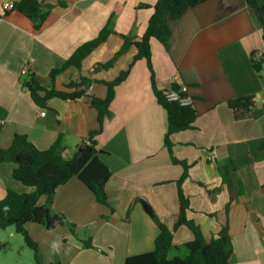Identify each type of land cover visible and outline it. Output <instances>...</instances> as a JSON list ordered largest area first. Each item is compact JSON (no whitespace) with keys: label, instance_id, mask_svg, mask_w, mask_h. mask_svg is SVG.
I'll list each match as a JSON object with an SVG mask.
<instances>
[{"label":"crops","instance_id":"0c3cea01","mask_svg":"<svg viewBox=\"0 0 264 264\" xmlns=\"http://www.w3.org/2000/svg\"><path fill=\"white\" fill-rule=\"evenodd\" d=\"M18 1L0 0V148L10 149L16 135L41 151L59 140L68 160L89 133L100 128L88 96L105 99L107 88L93 83L86 96L50 99L48 108L41 109L24 89L21 70L28 64L49 88L51 71L62 68L78 48L110 25L116 34L84 61L82 69L58 75L55 89L71 93L67 86L81 78L114 80L131 64L136 49L109 71L94 69L113 57L122 45L120 36L139 39L145 34L159 0H41L48 16L40 29L23 14L5 10ZM258 3L264 5V0ZM169 26L166 46L151 39L153 74L146 60L133 65L116 87L112 116L104 120L96 139L97 149L104 152L100 157L112 172L109 207L97 203L73 178L57 189L52 210L77 225V237L63 226L48 231L26 225L44 264H126L129 257L153 252L158 222L172 228L179 212L177 181L185 170L172 157L191 166L183 183L190 203L187 218L205 239L229 236L232 264H264V64L258 74L251 62L253 54L264 59L261 23L245 0H209ZM153 75L159 90L173 84L186 88L198 113L193 129L170 137L172 156L165 147L167 113L155 98ZM246 96L253 97L255 105L249 114L229 107L230 101ZM226 159L236 167L230 189L218 173V162ZM15 168L12 163L0 165V200L8 188L20 194L32 191L13 179ZM45 202L41 198L39 205ZM89 239L93 248L84 245ZM192 240L186 227L174 235L176 246Z\"/></svg>","mask_w":264,"mask_h":264},{"label":"trees","instance_id":"16d2710c","mask_svg":"<svg viewBox=\"0 0 264 264\" xmlns=\"http://www.w3.org/2000/svg\"><path fill=\"white\" fill-rule=\"evenodd\" d=\"M209 0H159L154 7L145 34L134 39L120 36L122 45L114 53L113 57L105 63H98L95 72L109 71L121 57L136 49L131 64L121 71L114 80H90L81 78L77 83H71L67 89L71 93L55 89V79L69 68L82 69L84 61L96 50L104 45L108 38L116 34L110 25L105 27L99 36L76 50L60 69H54L50 73L49 88L43 86V80L35 74L26 75L23 87L29 91L33 102L41 109L48 108L50 99L77 100L87 95L91 84L100 83L107 88L105 99L88 96L90 106L96 110L100 128L91 131L86 140L82 142L77 152L71 159L63 158V146L57 141L48 150L41 151L28 141L25 136L16 135L10 149L0 148V165L12 163L16 166L13 179L22 185L31 188L29 193H17L8 188L6 197L0 200V229L14 227L21 234L25 244L34 253V264H44L39 244L34 241L26 229L27 224H36L52 231L58 226L67 227L77 237V225L65 215L53 213V203L57 189L67 184L71 179L77 178L95 196L97 203L109 207L107 186L112 177L109 166L101 159L103 151L97 149V137L102 133V125L106 118L112 116L110 106L115 98L116 87L123 83L129 76L133 65L139 60H146L149 70L151 66V39H157L163 45H167L171 37L170 21L179 20L188 9L197 7ZM247 6L256 15L262 26V38L264 41V5L258 0H245ZM14 11H17L35 23L36 29H40L45 22L48 11L43 7L41 0H20L15 3ZM251 62L258 74H261L264 64L263 58H256L253 54ZM153 91L158 104L166 111L168 118V130L165 135V147L172 156V143L170 137L175 134L194 128L198 113L193 104L183 105L179 100H171L167 93L176 92L180 98L194 100L188 92H182L179 84H173L169 90L162 91L157 88L154 75L152 77ZM229 107L234 111L249 114L254 108L253 97L246 96L230 101ZM175 164L183 166L185 172L177 181L178 187V214L175 217L172 228L158 222L159 235L155 242V250L150 253L129 257L126 264H232L234 257L233 243L229 236L220 235L218 238L207 241L201 228L187 218L190 210L189 199L183 191V183L188 178L190 165L184 161H178L174 157ZM218 173L224 185L229 189L232 185L231 174L236 171L233 160L226 159L218 162ZM46 198L44 205H39V200ZM145 210L151 218L156 219L152 209L144 203ZM186 227L193 234V240L176 246L174 235L181 228ZM87 248H93L92 241H84ZM177 255L171 257V253ZM185 253V255H181ZM52 264H63L59 261Z\"/></svg>","mask_w":264,"mask_h":264},{"label":"rangeland","instance_id":"374dc122","mask_svg":"<svg viewBox=\"0 0 264 264\" xmlns=\"http://www.w3.org/2000/svg\"><path fill=\"white\" fill-rule=\"evenodd\" d=\"M177 255L171 253V257ZM182 256L185 253L182 252ZM0 264H34V253L14 227L0 229Z\"/></svg>","mask_w":264,"mask_h":264},{"label":"built area","instance_id":"2783aa9c","mask_svg":"<svg viewBox=\"0 0 264 264\" xmlns=\"http://www.w3.org/2000/svg\"><path fill=\"white\" fill-rule=\"evenodd\" d=\"M14 6H15V4H8L7 6H5L4 8H5V10H7V11H10V10H13L14 9ZM31 73V71H30V69H29V66H28V64L21 70V74L22 75H24V76H26V75H28V74H30ZM186 88H182V92H186ZM167 97L169 98V99H171V100H179L180 102H181V104H183V105H189V104H192V100L190 99V98H188V97H186V98H180L179 97V95H178V93H176V92H169V93H167ZM42 116H45L46 115V113L45 112H43L42 114H41Z\"/></svg>","mask_w":264,"mask_h":264},{"label":"clouds","instance_id":"9594fccd","mask_svg":"<svg viewBox=\"0 0 264 264\" xmlns=\"http://www.w3.org/2000/svg\"><path fill=\"white\" fill-rule=\"evenodd\" d=\"M52 247H53L54 249L57 248V244L54 243V244L52 245Z\"/></svg>","mask_w":264,"mask_h":264}]
</instances>
